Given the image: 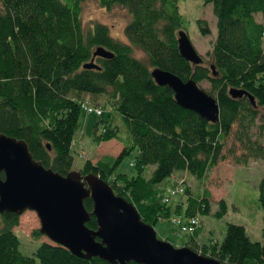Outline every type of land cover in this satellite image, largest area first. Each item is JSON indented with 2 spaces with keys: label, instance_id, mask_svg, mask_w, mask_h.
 <instances>
[{
  "label": "trees",
  "instance_id": "1",
  "mask_svg": "<svg viewBox=\"0 0 264 264\" xmlns=\"http://www.w3.org/2000/svg\"><path fill=\"white\" fill-rule=\"evenodd\" d=\"M83 1L0 0V134L24 141L34 160L66 176L73 171L71 152L82 112L80 99L106 97L112 110H102L107 118L100 121L101 133L95 138L116 140L122 150L94 164L86 161L80 172L104 181L152 227L172 213L170 202H162L167 191L158 192L167 178L185 173L204 180L228 158L241 166L264 160V145L251 134L264 110V26L255 20L256 14L264 15V0H202L212 6L216 40L209 61L201 66L179 55L178 32L184 24L177 0H96L107 10L117 6L128 12L127 43L115 40L101 24L85 30ZM198 27L202 36L209 34L201 21ZM98 48L112 58H94L98 69H84ZM133 49L141 51L146 61L134 57ZM154 69L184 82H207L210 91L205 92L218 103L219 121L208 123L178 106L173 93L152 79ZM232 90L243 96L231 97ZM115 118L119 125L114 124ZM132 151L136 176L118 174L117 168ZM148 167L155 169L147 179ZM258 204L264 239V175L258 185ZM186 205L174 209L175 217L187 221L209 214L206 199L198 204L188 198ZM84 206L92 211L90 200ZM226 213V203L221 201L214 217L221 219ZM19 219L13 213L0 214V264H108L96 257L78 258L51 242L41 243L31 256L24 255L15 234ZM86 226L95 231V218ZM200 229L201 225L188 234L184 247L221 263L264 264L263 244L251 241L243 226L227 224L220 243L199 250L195 243ZM34 236L42 237L39 232Z\"/></svg>",
  "mask_w": 264,
  "mask_h": 264
},
{
  "label": "water",
  "instance_id": "2",
  "mask_svg": "<svg viewBox=\"0 0 264 264\" xmlns=\"http://www.w3.org/2000/svg\"><path fill=\"white\" fill-rule=\"evenodd\" d=\"M177 44L182 59L193 66L203 65V57L185 31L178 32ZM97 57L112 55L98 48L84 69H98L94 64ZM210 70L216 76L213 66ZM151 77L157 86L173 93L178 106L208 123L219 121L216 99L193 79L184 82L160 69H154ZM230 95L241 98L243 93L232 90ZM249 99L254 106L253 98ZM86 200L92 202L91 212L85 209ZM25 212L36 214L43 237L81 259L96 257L108 264H227L159 240L134 205L115 195L104 181L79 171L62 176L46 169L34 160L24 141L0 134V214L21 216ZM91 217L97 223L95 231L86 226Z\"/></svg>",
  "mask_w": 264,
  "mask_h": 264
},
{
  "label": "rangeland",
  "instance_id": "3",
  "mask_svg": "<svg viewBox=\"0 0 264 264\" xmlns=\"http://www.w3.org/2000/svg\"><path fill=\"white\" fill-rule=\"evenodd\" d=\"M177 2L184 24L181 31L187 33L197 53L203 57L205 62H208L216 40V18L212 6L205 5L202 0H177ZM81 20L85 30H91L94 25L101 24L109 28L110 34L115 40L127 43L124 29L130 21V16L126 10L117 6L107 10L96 0H84L81 4ZM255 20L264 26V15L256 14ZM198 21L207 26L209 30L207 36L201 35ZM133 56L141 61H146V56L137 49H133ZM199 86L206 92L210 91V85L207 82H201ZM80 100L89 101L90 104L104 110L105 113H110L112 110L104 96L94 100L83 97ZM106 118V114L102 118H98L93 114L81 112L71 152L73 171L80 172L86 161H91L94 164L104 156L116 157L121 152L122 147L116 140L96 141L95 137L101 133L102 124L100 121ZM114 124L119 125L118 118H115ZM255 125L251 131L253 140L264 145V110L258 114ZM122 131L120 132L122 133ZM239 154L240 150L238 149L237 155ZM135 156L136 152L132 151L129 156L123 159L116 172L128 177L136 176V170L132 166ZM154 169L155 167H148L144 172V177L150 178ZM263 175L264 160H250L247 165L241 166L228 158L210 171L204 180H197L185 173L167 178L158 187L160 194L180 185L187 190V194L179 195L169 201L172 213L168 218L160 219L154 226L157 238L170 243L175 248L184 247L189 243L190 236L181 233L178 227L173 224V218L176 216L174 209L178 206H183L185 209L188 198L198 204L206 199L209 205V214L197 215L201 219V231L195 243L199 250L204 245L220 243L224 238L227 224L243 226L251 241L261 242L264 246L262 238L263 212L258 204V185ZM221 201L226 203L227 213L221 219H216L214 214ZM39 230L40 223L35 213L25 212L20 216L15 234L24 255L31 256L41 243H50L46 237L36 238L34 236V233Z\"/></svg>",
  "mask_w": 264,
  "mask_h": 264
},
{
  "label": "built area",
  "instance_id": "4",
  "mask_svg": "<svg viewBox=\"0 0 264 264\" xmlns=\"http://www.w3.org/2000/svg\"><path fill=\"white\" fill-rule=\"evenodd\" d=\"M81 110L86 114H93L96 117H101L103 114L102 109L95 107L94 105L90 104L89 102H81L80 103ZM185 188L183 186L176 187L175 189L167 190L165 196L163 197L162 202L164 204H168L169 201L177 197L179 195L185 194ZM200 217L196 216L192 219L187 221L182 220L181 218L174 217L173 224H175L179 231L183 234L192 235L201 225Z\"/></svg>",
  "mask_w": 264,
  "mask_h": 264
},
{
  "label": "bare ground",
  "instance_id": "5",
  "mask_svg": "<svg viewBox=\"0 0 264 264\" xmlns=\"http://www.w3.org/2000/svg\"><path fill=\"white\" fill-rule=\"evenodd\" d=\"M204 62H205V61H204ZM204 62H203V63H204Z\"/></svg>",
  "mask_w": 264,
  "mask_h": 264
}]
</instances>
